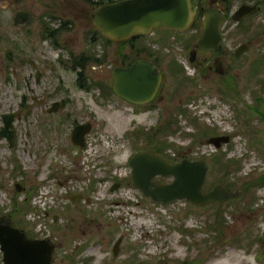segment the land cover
Wrapping results in <instances>:
<instances>
[{"label":"rangeland","instance_id":"obj_1","mask_svg":"<svg viewBox=\"0 0 264 264\" xmlns=\"http://www.w3.org/2000/svg\"><path fill=\"white\" fill-rule=\"evenodd\" d=\"M57 1L59 0H46L44 6L54 12L62 11L63 14L59 13L62 17L76 19V15L67 16L72 11L65 6L67 1L62 6ZM244 1L246 0H228L227 3L234 8ZM78 9L79 7L75 10ZM77 14L79 20L75 22L76 31L64 33L62 41L70 40L72 49L79 51L84 45L82 33L86 28V15L80 12ZM10 18L11 16H0V126L3 125L2 113L15 112V147L8 152L5 147L7 140L0 137V217L9 215L11 223L30 236L41 225L42 230L47 233L49 230L48 238L56 247L51 264H122V257L126 255L131 259L128 264H180L184 260L191 263L195 259L202 264H264V261L258 262L255 259L254 247L245 255L242 249L234 248L231 242L219 246L222 237L218 241L202 240L213 233V220L218 216L219 207L191 208L182 201L174 205L150 207L152 204L149 200L131 185L127 164L134 151L150 148L155 143L162 147V152L171 155L190 147L192 154L207 155L206 161L215 167L214 147L207 143L200 144L199 141H206L213 134L229 133L234 135V139L224 150L222 163L225 167H232L235 158L233 152L240 150L245 154L240 162L241 174L247 175L250 168L261 171L264 170V144L258 147L251 143L248 131L253 125L262 131L264 123H251L252 127L245 123H234L235 110L231 95L228 93L222 97L203 84L193 87L191 100H185L182 104L186 108V115L176 113L173 123H153L156 117L163 115L159 109L150 113L147 122L141 123L140 117L132 111L136 108L132 105L124 106L112 92L110 99L104 101L99 96L98 89L92 90L90 94L81 90L69 93L61 90L58 96L69 98V104L62 113L47 115L49 120L40 129L36 122L45 118L46 113L42 112L41 105L32 102V94L26 89L23 74L19 72L22 63L18 61L23 60L24 64V59L28 57L35 60V53L53 60L59 54L63 57L68 54L66 49L59 51L40 40L37 15L33 16L35 21L30 23L28 33L26 29L29 28L13 27ZM162 34L165 33L154 32L145 38L122 44L106 41L104 44V40H101L97 45L107 46L110 62L103 65L105 69L101 66L90 69V77L97 83L99 77L106 75L110 65L121 63L122 51L130 53L131 44L152 43L155 49L160 47L164 40L170 39ZM94 50L101 53L97 46ZM12 51L15 62L9 61L5 66L2 60L5 62ZM12 63L15 66L12 67ZM13 68L15 72L12 74ZM27 71L28 69L25 72ZM60 79L61 89L75 87L71 74L63 72ZM58 85L59 77L50 76L32 87L34 95L38 97L44 88L55 93ZM51 101L52 99H47L46 104ZM65 114H70V121L59 125ZM142 117L145 118L146 115ZM74 119L93 120L88 137L89 148L80 150L65 139V135L69 133V123ZM28 131L31 135H28ZM59 131L62 132L59 134ZM119 136L120 141L117 138ZM8 155L12 159L4 163ZM116 182H120L119 186L111 190ZM13 183H21L25 188L17 191ZM46 183L54 186L60 184L66 191L68 188V192L59 198L56 206L49 209L51 214L58 215L55 220L51 215L39 219L33 216V213H38V208L33 209L30 200L37 196ZM76 192L84 195V199L75 205L67 197ZM260 199L257 202L264 207V199ZM139 201L142 202V209L135 206ZM59 203L67 204L62 206ZM189 207L192 210L187 214ZM221 207L220 211L229 210L227 205ZM29 214L31 218H28ZM223 218L228 220L229 214H223ZM259 219L263 221L262 218ZM137 221L141 225L136 226ZM261 224L260 230L257 229L258 234H264V221ZM185 230L190 233L186 234ZM120 235L125 237L131 250L113 255L111 244ZM229 235L228 232L225 237ZM135 244L138 246L135 247Z\"/></svg>","mask_w":264,"mask_h":264},{"label":"flooded vegetation","instance_id":"obj_2","mask_svg":"<svg viewBox=\"0 0 264 264\" xmlns=\"http://www.w3.org/2000/svg\"><path fill=\"white\" fill-rule=\"evenodd\" d=\"M45 1L46 0H0V16H11L10 21L13 27H22L23 29L29 28L26 29V32L28 33L30 30V23L35 21L33 16L37 15V32H39L40 40L59 51H61L62 48L66 49L68 54L66 57L59 54L56 59L53 60L50 57H43V55L35 53V60L28 57L24 59V64L23 60L18 61V63H22L19 72L23 74L26 89L32 94V102L41 105L43 107L41 108L42 112L46 113L45 118H41L36 122V125L39 126L40 129L45 121L49 120L47 115L62 113L65 106L69 104V98L58 96L61 90L68 93L73 90H81L86 94H90L92 90L98 89V94L104 99V101L110 99V94L112 92L122 101L124 106L132 105L136 108L132 111L136 113L137 117H140L141 123L144 121L147 122V120L150 119V113L155 109H159L158 111L160 112L162 111L163 115L156 117L153 123H173L176 113L185 114L186 108L182 107V104L185 100L186 102L191 100L193 87L197 85L202 86L203 84L207 85L211 90L220 93L222 97L228 93L231 95L232 105L235 110L234 123H245L250 127H252L251 123H264V0H246L241 3L256 5L257 9L237 21L232 20V15L241 4L233 8L228 5V0H196L198 8L194 20L188 29L184 31L153 29L147 34L148 36L154 32H164L165 34L162 35L166 36V38L169 37L170 39L164 40L163 44L156 49L153 47L152 43H147V45L131 44V46H129L130 53L128 54L125 51H122V61L115 66L125 67L136 59H146L158 68L161 75L160 84L152 99L146 103L137 104H132L125 99L118 97L113 92L111 69L114 66L110 65L106 75L99 77L97 79L98 81H96L97 83H95L89 75L90 69H94L97 66H101L105 69L103 65H105L106 62H110L108 50L106 49L107 46L104 45L106 37L95 29L90 20L91 10L95 6L107 3L108 1H57L61 2V6L64 5V1H67L65 4L67 9L75 11H69L67 16L76 15V19L62 17L59 14H63L62 11L58 13L51 10V8H46L44 6ZM53 4H56L55 1H53ZM77 7H79L78 11L75 10ZM79 12L86 15V22L84 23L86 24V28L82 33L84 45L82 46V49L77 51L72 49L70 40L65 39L62 41V36L66 32L75 30L74 26L75 22L79 20L77 19L79 18V15L77 14ZM207 12L217 13L221 16L222 20L219 27L221 39L214 48H195L194 44L196 39L202 33L201 20ZM17 15L18 17L15 22L14 18ZM24 16L28 17V21L23 19ZM147 35H142L138 38L142 39L147 37ZM101 40H104V44L101 46L97 45ZM126 42L127 41H124V43ZM128 42L131 41L129 40ZM118 44L122 43L119 42ZM96 46L101 53L94 50V47L96 48ZM9 53H11V51H9ZM14 58V52L12 51V55H9L6 61L4 62V60H2V62L7 66L9 61L15 62ZM13 66H15L14 63H12V67ZM26 69H28L27 72H25ZM14 72L15 68L12 69V74ZM63 72L69 73L74 77V88H60L62 85L60 74L62 75ZM50 76H54L55 78L59 77V87L56 88L55 93L52 90L48 91L44 88L38 97L34 95V88L32 86L39 85L42 80L49 79ZM198 80H201V82ZM93 86L96 87L93 88ZM47 99H52V101L46 104ZM56 102H59L60 104L58 103L54 106L53 103ZM49 108H52L50 112L48 111ZM143 115H146V117H142ZM64 121H70V114L62 116L59 125L64 124ZM78 123H89L90 125L89 131L84 134L85 143H87L88 137L92 131L93 120H72V123H69V133L65 135V139L71 144L73 126ZM1 127L2 126H0V129ZM254 128L255 125H253L248 131L249 141L255 143L259 147L261 144H264V130L261 131ZM61 132L62 131H59V134ZM123 132H125V129ZM28 135H31V133L29 132ZM121 136L117 138H120ZM215 136H228L229 139L226 143L219 141L217 146L207 143V140L199 141L200 144L207 143L214 147V150L216 151V153H214L216 156L214 160L215 167H212L210 163L206 161L207 155L192 154V148L190 147H186V150H182L180 153L176 152L174 155H171L168 152L159 151L152 147L150 148L162 153L169 161H176L182 158L205 161L207 164V174L202 188L203 191H207L215 185H222L237 192L236 195L221 203H209L202 206L193 205L186 200H177L168 205H174L175 203L182 201L191 206V208H203L206 206L219 207L217 210L218 216L213 220L215 221L213 233L202 240L209 241L215 239L218 241L219 238L222 237L223 240L219 246L222 243L226 244L227 242H231L234 248L242 249L245 255L248 254L246 253L247 251H251L254 247L255 259L258 262L264 261V234H258V230H260L262 225L261 222L264 221V207H262L261 203L257 202L261 196L264 197L262 194L264 192V170L259 171L255 168L251 170L250 168V172L247 175H242L240 162L245 154L240 150H238L239 152L237 150H234L233 152L235 158L232 161V167H225L222 163L224 150H226V146L231 144L234 135L229 133H219L210 135L207 139ZM5 144L8 152L12 151L15 147V142L12 146L9 145L8 141ZM74 147L83 150V148H79L78 146L74 145ZM60 149L62 148L60 147ZM10 158L12 159V156L8 155L4 163ZM170 180V177L164 178L156 176L154 178V181L162 183L169 182ZM118 183L120 184V182ZM20 186L21 190L25 188L21 183ZM135 189L142 193L139 189ZM147 199L149 200V203L152 204L150 207H153V205L168 206L159 202H154L149 198ZM80 201L69 202L76 205ZM59 204L63 206L67 203ZM262 204L264 203L262 202ZM221 205L229 206V210L224 212L220 211L222 209ZM135 206L136 208L142 209V202H136ZM191 208H188L187 214H190V211L192 210ZM225 212L226 214H229L228 220L223 218V214L226 215ZM49 215L53 216L54 219L58 216L53 215L50 212L45 213V217H48ZM84 215L85 214L82 215L83 219L85 217ZM1 217L10 221L9 215L7 214L2 215ZM259 218H262L263 221ZM136 224L141 225V222L137 221L135 222V225ZM139 231L142 232V229ZM185 232L186 234L190 233L189 230H185ZM228 232L230 233L229 237H225ZM136 246H138V244H135V247ZM115 250L116 252H114ZM130 250V246L127 245L126 239L123 235H120L119 239L113 241L111 244V252L113 255L118 252L127 253ZM129 262H131L130 256L126 255L124 258L122 257L120 263L128 264ZM180 264L202 263L200 260L195 259V261L192 260L191 263L184 260Z\"/></svg>","mask_w":264,"mask_h":264},{"label":"water","instance_id":"obj_3","mask_svg":"<svg viewBox=\"0 0 264 264\" xmlns=\"http://www.w3.org/2000/svg\"><path fill=\"white\" fill-rule=\"evenodd\" d=\"M196 0H114L95 6L90 12V20L97 31L113 42H123L135 36L147 35L153 29L184 31L188 29L196 15ZM256 5L241 4L232 15V20H241L254 12ZM18 15L14 18L15 22ZM28 21V17L24 16ZM221 16L207 12L201 20L202 33L196 39L195 48H214L221 39L219 27ZM112 90L120 98L137 104L152 99L161 81L158 68L146 59H136L129 65L114 66L111 69ZM59 102L53 103L54 106ZM60 104V103H59ZM52 108H49L50 112ZM15 112L2 114L0 137L10 146L14 143ZM90 129L89 123H78L72 129V144L83 148L84 134ZM228 136H215L207 143L218 145L226 143ZM131 184L154 202L164 205L177 200H186L193 205L221 203L233 198L237 192L215 185L203 191L207 174V164L203 160L182 158L169 161L165 156L151 148H140L128 159ZM156 176L168 178L169 182H156ZM115 183L111 190L118 187ZM16 190L21 186L16 183ZM68 200L75 202L81 194H70ZM55 244L49 238H31L13 226L9 220L0 217L1 264H51ZM116 252V250L114 251Z\"/></svg>","mask_w":264,"mask_h":264},{"label":"built area","instance_id":"obj_4","mask_svg":"<svg viewBox=\"0 0 264 264\" xmlns=\"http://www.w3.org/2000/svg\"><path fill=\"white\" fill-rule=\"evenodd\" d=\"M51 185H45L42 186L41 189L39 190V193L37 194V196H35L32 199V203L33 205L37 206L38 208H40V210H44L46 207H49L50 205L54 204L55 200L54 197L52 195H50V193L48 191H50ZM60 192L63 191V189L59 190ZM41 226L39 227L38 231L41 232Z\"/></svg>","mask_w":264,"mask_h":264},{"label":"trees","instance_id":"obj_5","mask_svg":"<svg viewBox=\"0 0 264 264\" xmlns=\"http://www.w3.org/2000/svg\"><path fill=\"white\" fill-rule=\"evenodd\" d=\"M111 2V1H113V0H106V2ZM138 37L139 36H135V37H133V38H131L130 39V41L131 42H134L136 39H138ZM96 40V39H95ZM105 41H110L109 39H107V38H105ZM129 41V40H128ZM119 43V42H118ZM121 43H124V42H121ZM208 130V129H207ZM207 132L205 131V133L204 134H206ZM149 147H152V148H155V149H158L159 151H163L162 150V147H158L155 143H152V145H150ZM26 198H28V196H26ZM27 201V200H26ZM26 201H25V203H26ZM31 236H34V233L31 235Z\"/></svg>","mask_w":264,"mask_h":264},{"label":"bare ground","instance_id":"obj_6","mask_svg":"<svg viewBox=\"0 0 264 264\" xmlns=\"http://www.w3.org/2000/svg\"><path fill=\"white\" fill-rule=\"evenodd\" d=\"M28 218H31L30 216H28Z\"/></svg>","mask_w":264,"mask_h":264}]
</instances>
